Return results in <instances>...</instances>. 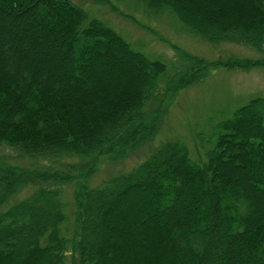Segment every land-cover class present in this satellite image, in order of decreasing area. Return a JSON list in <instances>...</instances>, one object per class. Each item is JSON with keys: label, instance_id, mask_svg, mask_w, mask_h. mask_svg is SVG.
Returning a JSON list of instances; mask_svg holds the SVG:
<instances>
[{"label": "trees", "instance_id": "16d2710c", "mask_svg": "<svg viewBox=\"0 0 264 264\" xmlns=\"http://www.w3.org/2000/svg\"><path fill=\"white\" fill-rule=\"evenodd\" d=\"M137 1L207 42L263 54L192 56L168 93L214 66L264 68V0ZM0 36V264H264V95L214 124L202 162L166 140L91 185L98 159L153 138L145 107L159 99L166 63L72 0H0ZM43 63L55 76L39 73ZM72 157L86 162L63 161Z\"/></svg>", "mask_w": 264, "mask_h": 264}, {"label": "rangeland", "instance_id": "374dc122", "mask_svg": "<svg viewBox=\"0 0 264 264\" xmlns=\"http://www.w3.org/2000/svg\"><path fill=\"white\" fill-rule=\"evenodd\" d=\"M72 1L115 28L134 47L151 58L161 59L167 65V71L159 82V99L145 107L148 113L154 114L157 118V129L153 138L139 148L130 150L120 160L98 159L99 165L90 179L91 185H98L120 171H127L144 159L159 143L166 140H180L186 145L190 158L194 162H202L206 158L207 149L212 145L214 124L230 116L235 107L246 103L250 98L264 95V68L242 69L224 66L211 67L199 82L168 93L166 88L169 79L173 77L176 79L180 70L186 71L189 64L191 65L192 56L201 57L212 63L225 61L228 57L256 58L263 54L243 45L207 42L188 32L168 12L152 13L137 0ZM248 5L247 2H242L240 6L247 10ZM4 38L6 37L0 36V42H3ZM20 62L23 64L25 62L27 71L32 68L24 59ZM39 73L55 76V71L45 63L40 66ZM126 73L133 74L134 71L129 69ZM98 85L106 86L103 80H99ZM8 151L13 152L11 149ZM15 161L27 163L24 159ZM63 161L86 162L78 157ZM22 195L23 192L17 197ZM63 198L67 203L68 213L66 235L71 236L74 228L71 185L64 188ZM66 263L71 264L70 255Z\"/></svg>", "mask_w": 264, "mask_h": 264}, {"label": "bare ground", "instance_id": "6f19581e", "mask_svg": "<svg viewBox=\"0 0 264 264\" xmlns=\"http://www.w3.org/2000/svg\"><path fill=\"white\" fill-rule=\"evenodd\" d=\"M12 30V29H11ZM112 57V56H111Z\"/></svg>", "mask_w": 264, "mask_h": 264}]
</instances>
